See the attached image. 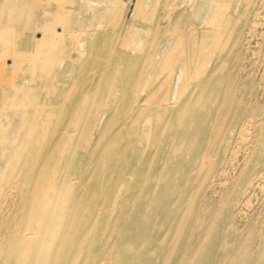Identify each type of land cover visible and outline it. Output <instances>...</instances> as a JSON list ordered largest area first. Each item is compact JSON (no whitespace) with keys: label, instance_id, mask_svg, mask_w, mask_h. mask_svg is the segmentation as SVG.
I'll use <instances>...</instances> for the list:
<instances>
[{"label":"rangeland","instance_id":"1","mask_svg":"<svg viewBox=\"0 0 264 264\" xmlns=\"http://www.w3.org/2000/svg\"><path fill=\"white\" fill-rule=\"evenodd\" d=\"M136 1L116 6L94 26L97 42L57 82L47 100L56 111L46 141L29 154L25 130L0 139V156L7 154L0 180L19 152L11 149L24 151L12 165V178L0 185V264H163L167 255L174 257L168 264H194L198 251L207 255L205 219L219 218L221 196L231 199L229 192L241 184L228 172L222 183L232 182L224 186L218 175L205 173L227 162L234 130L245 114L255 113L239 102H255L254 92L242 85L246 77L233 79L228 85L236 92L226 94L225 77L211 82L224 87L218 92L208 80L202 86L190 81L186 98L176 103L171 81H164L165 66L155 67L154 81L144 73L150 41L167 35L160 31L164 9L158 12L157 0H147L138 19L145 24L134 28ZM123 43L137 49H122ZM234 60L240 70L250 61ZM119 69L130 74L127 83L117 82ZM10 81L18 80L0 79V86ZM32 97L9 111L24 122L29 112L30 121L35 111L29 108L39 102ZM9 99L0 96V107ZM95 114L102 119L91 128ZM15 180L25 184L3 190ZM44 204L48 211L35 226Z\"/></svg>","mask_w":264,"mask_h":264},{"label":"bare ground","instance_id":"2","mask_svg":"<svg viewBox=\"0 0 264 264\" xmlns=\"http://www.w3.org/2000/svg\"><path fill=\"white\" fill-rule=\"evenodd\" d=\"M129 1L0 0V73L3 74L0 79L18 80L0 86V96L10 98L4 107H0V139L25 130L26 139L32 142L29 154L46 141V132L56 111L49 107L47 100L55 94L57 82L65 78L97 42L91 33L95 31L94 26L101 25V19L114 12L116 6L126 8ZM146 1H136L132 20L134 28L145 24L138 19ZM156 2L158 12L164 9L165 22L160 31L167 35L163 39L155 36L150 41L153 51L144 73H148L152 81L158 78L155 67L165 66L168 74L164 81H171L172 99L179 103L184 96L186 98L190 81L202 86L207 80L210 85L225 77L226 94L236 92V88L228 85L233 79L246 77V83L242 82V85L246 84L251 90L250 95L253 91L255 97L253 103L246 100L248 97L239 102L255 113L245 114L234 130L227 162H220L205 173V178L218 175L223 186L232 181L239 182L241 186L229 192L231 199L223 193L219 203L224 205V212L219 218L205 219L202 233L207 241L203 245L208 253L198 251L194 264H249L252 259L257 264H264V0ZM84 23L85 29L76 27ZM173 31L179 33L176 39L169 34ZM124 47L137 49L135 45L123 43L121 48ZM234 55L250 61L241 70L235 69ZM258 66L260 77L256 81ZM129 77L126 69H119L117 82L127 83ZM211 85L217 92L224 88L218 83ZM32 95L31 101L36 96L39 102L34 108H29L35 113L28 121V112L24 122V117L9 110L18 109L22 102L20 99ZM101 119L100 114H95L91 128ZM16 150L19 152L7 163L2 177L5 179L0 180V185L12 178V165L24 153L18 148L11 149V152ZM6 155L0 156V167ZM225 172L232 181L223 184L221 177ZM24 184V180H15L3 190L18 189ZM241 191V198L236 199ZM196 192L195 202L201 191ZM47 211V204L39 208L35 226L41 223ZM195 211L200 212L199 209ZM229 235L234 237L231 239ZM173 260L172 255H167L163 261L168 264Z\"/></svg>","mask_w":264,"mask_h":264}]
</instances>
